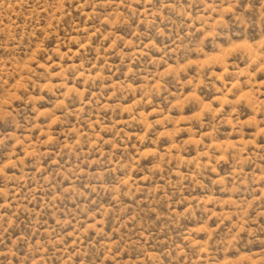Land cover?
<instances>
[{
  "label": "rangeland",
  "instance_id": "1",
  "mask_svg": "<svg viewBox=\"0 0 264 264\" xmlns=\"http://www.w3.org/2000/svg\"><path fill=\"white\" fill-rule=\"evenodd\" d=\"M0 264H264V0H0Z\"/></svg>",
  "mask_w": 264,
  "mask_h": 264
}]
</instances>
